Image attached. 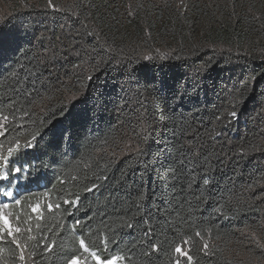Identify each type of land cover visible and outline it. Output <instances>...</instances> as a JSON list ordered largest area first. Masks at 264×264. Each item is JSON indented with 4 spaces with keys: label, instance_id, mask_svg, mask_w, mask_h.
<instances>
[{
    "label": "trees",
    "instance_id": "obj_1",
    "mask_svg": "<svg viewBox=\"0 0 264 264\" xmlns=\"http://www.w3.org/2000/svg\"><path fill=\"white\" fill-rule=\"evenodd\" d=\"M52 3L0 0V202L36 237L25 262L67 264L83 233L117 264H172L183 238L192 264H264V0Z\"/></svg>",
    "mask_w": 264,
    "mask_h": 264
},
{
    "label": "snow or ice",
    "instance_id": "obj_2",
    "mask_svg": "<svg viewBox=\"0 0 264 264\" xmlns=\"http://www.w3.org/2000/svg\"><path fill=\"white\" fill-rule=\"evenodd\" d=\"M181 2H183V0H181ZM48 7H50L53 11H59L60 9H58L56 7L55 4L52 3V0H48ZM89 80L92 79L91 76L88 77ZM230 117L233 119L238 118V113L233 110L230 112ZM4 120L8 119V117H3ZM217 119H220L219 116H217ZM3 128L4 125L2 123V121H0V136L4 135L3 132ZM217 135H219V133H217ZM33 139H35V137H33ZM19 144H17V149H19ZM33 147V144L31 141H29L26 145H25V149H31ZM9 152V156H11L12 154V149L9 148L8 150ZM19 155V153H18ZM241 155H243V152H241ZM0 163H2L3 165H7L8 164V160L3 157L2 155H0ZM28 169L27 167L24 166H18L15 167L13 169H11V172L16 174L17 178H20V176L22 175L23 172H26ZM8 179V173H0V181H4ZM105 179H107L105 177ZM63 183V181H61ZM205 183H207V181H205ZM99 187V185H94L92 187L87 188L88 192H95L96 189ZM45 195H47V193H45ZM14 196V194L12 192H5L4 193V197L6 199H10ZM139 200H144L145 197L143 194L139 195ZM14 203L16 205H19L21 203L20 199H15ZM64 203H71L73 204L75 207L79 206V198L77 197V199L75 201H65ZM12 207L11 204L6 203V202H0V242H3L5 239V236H7L12 243L15 244L16 249L19 252L18 255V259L21 262V264H24L26 257H25V251L28 247L26 241H33L36 239L35 236L31 235L30 233L32 232V228L28 227L27 229H23L19 226V217H16V223L12 222L11 219V215L10 213L7 211L8 209H10ZM53 205L51 203H49L47 205V209L49 211H51L53 209ZM56 208H59L60 205L57 204L55 205ZM69 213H71V209L68 210ZM41 206L39 204H35L31 207V213L35 216L36 219H41ZM76 223H79L78 221ZM125 225L128 228H132L134 227L133 224L125 221ZM37 227H39V225H37ZM27 231L29 233V235H27L26 237H22L20 234ZM152 232V229H147L146 230V235H150ZM84 236L83 233H80L78 236V250H79V254L78 255H73L67 262V264H117L118 260L124 259V257H120V256H113L111 258H102L97 251L93 250L89 244L86 242V240L84 238H82ZM195 236L196 237H200L201 233L199 231L195 232ZM104 243L106 244L107 241H104ZM119 243V242H117ZM172 243V255L175 257V259L173 260L172 264H192L193 261V255L191 254V247L189 246L188 248H185V245H189V239L187 238H183L180 242H171ZM55 247L54 244L49 245L45 250L51 252L52 249ZM151 251L152 252H159L160 251V245L158 244H151L150 245ZM209 248V245L207 243L203 244V250L207 251V249ZM3 252V249H0V253Z\"/></svg>",
    "mask_w": 264,
    "mask_h": 264
},
{
    "label": "rangeland",
    "instance_id": "obj_3",
    "mask_svg": "<svg viewBox=\"0 0 264 264\" xmlns=\"http://www.w3.org/2000/svg\"><path fill=\"white\" fill-rule=\"evenodd\" d=\"M8 211V210H7ZM12 219V218H11ZM12 222L14 223V221L12 220ZM4 242H7V243H12V241L7 237V236H5V239H4ZM13 244V247H15L16 248V246H15V244L14 243H12ZM18 255H19V253H18ZM18 255H16L14 258H15V260H16V262H17V264H21V262L19 261V259H18ZM4 261V260H3ZM1 264V263H0ZM24 264H27L26 262H24Z\"/></svg>",
    "mask_w": 264,
    "mask_h": 264
}]
</instances>
